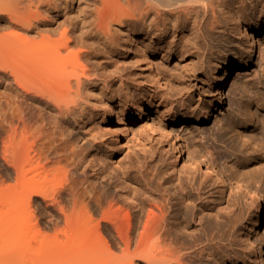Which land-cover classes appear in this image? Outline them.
Instances as JSON below:
<instances>
[{"label": "bare ground", "instance_id": "bare-ground-1", "mask_svg": "<svg viewBox=\"0 0 264 264\" xmlns=\"http://www.w3.org/2000/svg\"><path fill=\"white\" fill-rule=\"evenodd\" d=\"M263 29L264 0H0V264H264L252 178L201 167L174 127L222 107ZM190 58L212 97L173 92L168 65ZM154 147L177 184L106 182L118 155Z\"/></svg>", "mask_w": 264, "mask_h": 264}, {"label": "rangeland", "instance_id": "rangeland-1", "mask_svg": "<svg viewBox=\"0 0 264 264\" xmlns=\"http://www.w3.org/2000/svg\"><path fill=\"white\" fill-rule=\"evenodd\" d=\"M251 38L254 42L252 57L246 67L234 69L225 89L222 107L214 112L206 123L180 122L174 127L182 139L185 150L191 151L192 149L194 151L195 149V154L196 150L197 154L200 153L199 155L203 159L201 167H205V164L212 162L216 163L220 169L223 168L224 172L226 170L225 173L234 172L242 178H247V180L252 178L254 189L257 190L264 207V127L260 123L257 127H253L251 124L245 125L246 121L261 122L264 118V89L261 84L264 70V29L253 33ZM185 62L184 65L183 62L180 63L174 59L168 65V72L173 78V92L177 94L182 87L187 85V87H192L196 99L199 97L198 93L202 98L212 97L208 90V84L199 73L200 65L191 58ZM251 115L256 116V118H251ZM165 154V152L155 147L148 148L143 153L137 154V156L132 155L129 159L120 154L117 156L115 163L106 171L105 174H108L109 177L105 176L107 178L106 182L109 180L110 186L122 184L125 188H128L127 184L132 183L136 187L141 184H177L166 173L169 162ZM206 161L209 162L205 163ZM137 164L141 165L143 170L139 171ZM154 169L156 170L154 171ZM195 177L197 182L201 180L203 184H207L206 191L209 190L208 187H212L210 184H216V182L204 178V176L202 177L200 173H197ZM182 183L188 184L186 179ZM224 184H230V182ZM10 185L11 188L14 184ZM0 186H3V184H0ZM4 186L6 187V184ZM6 188H8V184ZM229 192L230 187L227 186L221 201L223 207L229 206ZM234 210L232 213L233 220L238 221L234 248L236 247V255L243 258L248 256V246L244 240L247 236L243 218L252 208L241 203ZM230 216L229 218H231ZM187 228L194 229V225L189 224ZM259 228V232L249 237L254 241L255 247L263 251L262 260L264 261V215ZM226 236H223L224 239Z\"/></svg>", "mask_w": 264, "mask_h": 264}]
</instances>
